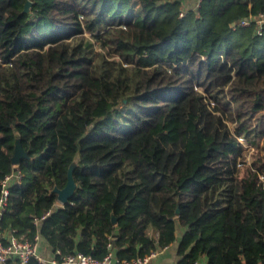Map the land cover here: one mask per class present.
<instances>
[{"label":"trees","instance_id":"trees-1","mask_svg":"<svg viewBox=\"0 0 264 264\" xmlns=\"http://www.w3.org/2000/svg\"><path fill=\"white\" fill-rule=\"evenodd\" d=\"M260 15L264 0H0V179L25 154L0 229L98 260L177 244L175 264H264Z\"/></svg>","mask_w":264,"mask_h":264},{"label":"built area","instance_id":"built-area-1","mask_svg":"<svg viewBox=\"0 0 264 264\" xmlns=\"http://www.w3.org/2000/svg\"><path fill=\"white\" fill-rule=\"evenodd\" d=\"M180 15L182 16V13ZM258 22L257 32L260 33L261 25L264 24V15H260ZM240 24L246 26L248 22L241 21ZM19 181L20 173L16 164L11 172L0 179V219L8 205L9 186L13 182ZM37 222L38 220L36 219L35 223ZM38 240L39 237L36 235L32 240H18L13 235V231H10L9 237H7L0 229V264H7L9 260H14L16 264H30L31 261H34V264H149L153 258L167 248L165 247L160 252H152L147 256L131 260L115 258L111 250L101 260L82 253L64 255L59 250H55L49 258H44L39 254Z\"/></svg>","mask_w":264,"mask_h":264},{"label":"crops","instance_id":"crops-1","mask_svg":"<svg viewBox=\"0 0 264 264\" xmlns=\"http://www.w3.org/2000/svg\"><path fill=\"white\" fill-rule=\"evenodd\" d=\"M198 2H199V0H197L195 6L197 5ZM182 9H184V8H182ZM58 203H60V202L58 201ZM4 234H5V236L9 237L10 232L5 231ZM36 236L39 237V234L37 233ZM176 246H177V244H173V245L168 246L165 250L160 252L155 258H153L149 262V264H175L178 260L177 255H176ZM38 250H39L40 256H42L44 258H49L53 253L51 251V249L47 246V244L41 240L40 237L38 240ZM9 264H16V263L13 260H11V262Z\"/></svg>","mask_w":264,"mask_h":264},{"label":"water","instance_id":"water-1","mask_svg":"<svg viewBox=\"0 0 264 264\" xmlns=\"http://www.w3.org/2000/svg\"><path fill=\"white\" fill-rule=\"evenodd\" d=\"M29 4L30 2H27L25 4V10L24 11H27L28 10V7H29ZM233 24H231L232 26ZM24 152L22 151L21 147L16 144L15 145V150H14V154L11 158V161L13 164H17L19 159L24 156ZM75 161L77 160H74L69 168H68V173H67V183L66 185L64 186V188L62 189H57V188H54L53 189V192H55L57 194V200L60 202V203H65L70 197L71 195L73 194L74 192V189L76 187L75 185V182H74V179H73V176H72V171L74 169V166H75ZM178 211V210H176ZM112 221H114V218H112Z\"/></svg>","mask_w":264,"mask_h":264},{"label":"rangeland","instance_id":"rangeland-1","mask_svg":"<svg viewBox=\"0 0 264 264\" xmlns=\"http://www.w3.org/2000/svg\"><path fill=\"white\" fill-rule=\"evenodd\" d=\"M182 1V8H184L183 10H188V9H193L195 8V4L197 2V0H181ZM43 29H47L48 26H42Z\"/></svg>","mask_w":264,"mask_h":264}]
</instances>
